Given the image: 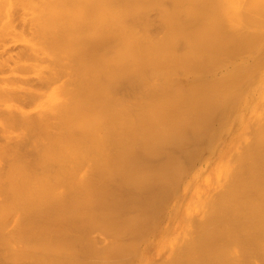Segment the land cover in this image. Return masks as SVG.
Masks as SVG:
<instances>
[{
    "label": "bare ground",
    "instance_id": "bare-ground-1",
    "mask_svg": "<svg viewBox=\"0 0 264 264\" xmlns=\"http://www.w3.org/2000/svg\"><path fill=\"white\" fill-rule=\"evenodd\" d=\"M33 1L16 17L45 43L47 108L25 119L33 172L1 171L0 264L131 262L120 238L181 207L208 159L224 187L172 264H264V0ZM240 107L254 112L223 133Z\"/></svg>",
    "mask_w": 264,
    "mask_h": 264
},
{
    "label": "rangeland",
    "instance_id": "rangeland-1",
    "mask_svg": "<svg viewBox=\"0 0 264 264\" xmlns=\"http://www.w3.org/2000/svg\"><path fill=\"white\" fill-rule=\"evenodd\" d=\"M4 1H6V0H4ZM15 0H7L6 2H3L2 0H0V12L2 11L3 12V14L2 15H0V19H1V21H0V35H1V37H0V134L2 133L4 136L6 135V134H8L9 135V137H4L3 138V135H0V141L2 140V139H4V140H2V142H0V147L2 148V149H0L2 152H4L3 150H5V152L8 150V147H11V149L13 148V147H15V149H16V147L17 148H19V149H21L20 150V152H19V149L16 151V150H14V148L12 149V154L9 156V157H7L6 159H5V157H6V155L9 153L10 154V152H11V149L9 150V152L7 153L6 152V155L4 156V154H5V152L2 154V152L0 153L1 155V157H0V175L2 174V172H3V170L4 169H7V170H4V172L6 173L8 170H9V168L11 169L12 167H10V165H13L14 163L16 164V163H18V162H16V161H14V160H16V159H18L19 158V160H21V158L20 157H22V158H25L24 159V161L26 162V164L27 165H30V166H28L29 168H27V172H29V174L30 173H32L33 172V170H34V168L31 166V162H33V160L36 158V154H37V152H36V150H34V152H33V149H34V146H33V143L31 144V143H29L30 141L27 139V137L29 136L30 137V132H31V130H33L34 129V125H33V122H31L33 119H35V118H37V114H38V116H39V114L40 115H42V114H44V112H45V110H46V108H47V106H46V104L47 103H45V101H47L46 100V96H47V92H48V85H47V82H45L44 80L42 81V78L44 77V76H46V69H47V57H46V49H45V47L46 46H44L45 45V43H43V41H42V39L40 40V42L38 41V43H36V39H32V37L34 38V36H32V34L31 33H33L34 31L32 30V29H30V27H32V26H30L31 24V22L29 23V25L27 24V23H25V21L23 22V23H25L26 25H28V26H30V27H27V26H25V24L23 25L22 24V20L21 19H17L18 17L20 18V16L21 15H24V17L27 19V21H29L30 20V14H31V12H32V7H33V4L32 3H34V1L32 2L31 0V2H30V4L29 3H27L28 4V7L27 6H24V7H20L21 5H19L20 3H17L18 2V0H17V2H14ZM8 2V3H7ZM240 2H241V0H240ZM243 2V1H242ZM2 3V4H1ZM3 3H4V8L3 7H1L2 5H3ZM13 3H14V5H13ZM16 4L18 5V6H16ZM32 4V5H31ZM25 5V4H24ZM35 5V4H34ZM14 6V7H13ZM31 6V7H30ZM16 7V8H15ZM27 7V8H26ZM3 10H2V9ZM9 8V9H8ZM18 8V9H17ZM21 8H25V10L23 9L22 11H21ZM13 9V10H12ZM8 10H11V11H8ZM16 10H19V12L21 13H19L18 11H16ZM5 11V12H4ZM25 11V12H24ZM1 12V13H2ZM12 12H15L16 14H18V15H15V13H12ZM18 12V13H17ZM27 12V13H26ZM0 13V14H1ZM10 13H12L11 15H10ZM2 16V17H1ZM16 16H18V17H16ZM10 17V18H9ZM11 17H13V19L11 20ZM22 17V16H21ZM29 18V19H28ZM10 19V20H9ZM4 20H5V22H4ZM8 20V21H7ZM14 20H15V22L17 21V23H18V21L20 22V24L18 23V26L21 28H19L16 24L17 23H14ZM10 21V22H9ZM6 22H9V23H11L13 26H11V24H10V26L13 28H11L9 25H7V23ZM6 24V26L4 25V24ZM14 23V24H13ZM21 25V26H20ZM2 26H4V28L2 27ZM8 26V27H7ZM16 28H15V27ZM28 29H27V28ZM1 28H3V29H5L4 31H3V29H2V32H1ZM8 28V29H7ZM11 28V29H10ZM18 29V30H17ZM25 29H26V31H25ZM23 30H24V32H23ZM29 30V31H28ZM5 31H7V33L5 34ZM12 31H14V32H12ZM17 31H19V32H17ZM28 31V32H27ZM31 31H33V32H31ZM29 32H31L30 33V35L32 36H30L29 35ZM35 33V32H34ZM20 34H22V35H20ZM3 35V36H2ZM26 35V36H25ZM28 35H29V37L30 38H28ZM34 35V34H33ZM38 34H37V32H36V36H37ZM20 36H22V37H20ZM35 36V37H36ZM37 38V37H36ZM41 38V37H40ZM39 37H38V39H40ZM41 41H42V43H41ZM27 43V44H26ZM26 44V45H25ZM27 46V47H26ZM29 46L30 47H32V48H29ZM39 46V47H38ZM35 47V49H37V50H35V49H33ZM38 48H40V49H38ZM30 51V52H28V51ZM22 51V52H21ZM26 51V52H25ZM41 51V52H40ZM43 51V52H42ZM4 54V56H2L3 54ZM8 53H10V54H8ZM18 53V54H17ZM37 53V54H36ZM16 54V55H15ZM21 54V55H20ZM23 54V55H22ZM5 55H6V57H5ZM17 55H19L18 57H17ZM35 55V56H34ZM37 55L39 56V58L37 57ZM9 56H11V59H12V57H13V59H12V61H9V60H11L10 58H9ZM44 56V57H43ZM23 57V58H22ZM35 57V58H34ZM2 58V59H1ZM41 58L43 59V60H45V61H42V62H40V60H41ZM4 59H7L6 61L4 60ZM14 59H15V61H14ZM37 59V60H36ZM39 59V60H38ZM2 60H4L5 62H6V64H5V62L4 61H2ZM18 60V61H17ZM3 63H2V62ZM35 63H36V65H35ZM8 64V65H7ZM22 64V65H21ZM23 64H25L24 66H23ZM46 65V66H45ZM42 69V70H41ZM44 72V73H43ZM41 76V77H40ZM43 76V77H42ZM183 77H188L187 75H185V74H183L182 75ZM39 78V79H38ZM24 79V80H23ZM41 79V80H40ZM45 79V78H44ZM19 80V81H18ZM22 80V82H20ZM45 82V83H44ZM45 84V85H44ZM2 87V88H1ZM16 87V88H15ZM5 88H7V90L5 89ZM1 89H5L4 91L3 90H1ZM14 89V90H13ZM9 90V91H8ZM12 90V91H11ZM11 91V92H10ZM14 91V92H13ZM20 91L23 93L24 91V93H26V92H28L27 93V95L25 94H22V93H20ZM34 91H36V92H34ZM2 92H5V93H2ZM31 92V93H30ZM39 92H40V95H39ZM32 93H34V95L36 96V97H34V95L32 94ZM36 93H37V95H36ZM41 93H43V94H41ZM244 93H253V92H244ZM4 94V95H3ZM12 94V95H11ZM14 94V95H13ZM22 95H24V96H22ZM33 95V96H32ZM21 96H22V98H21ZM27 96H28V99H27ZM31 96V97H30ZM19 97V98H18ZM17 98V99H16ZM21 98V99H20ZM26 98V99H25ZM23 99V101H21ZM18 100V101H17ZM20 100V101H19ZM26 101V102H25ZM22 104V105H21ZM24 105V106H23ZM44 108V109H43ZM43 109V110H42ZM248 110V112H246ZM43 111V112H42ZM235 111V110H234ZM238 114H237V113ZM254 112V109L253 108H249V109H244V108H242V107H240V108H238L237 109V111H235V114L233 115L232 114V116H231V113L230 114H228V116H231V117H229V118H232L233 117V119H232V121L230 122V124L229 125H227V126H225V129H224V131H223V133L225 132V131H227V129H230V127L232 128H236L237 126V124L240 122V120H241V118H245L246 117V115L249 113L250 115H252V113ZM13 113V114H12ZM21 113V114H20ZM28 113H30V115L28 114ZM232 113H234V112H232ZM8 114V116H6ZM12 114V115H11ZM26 114V115H25ZM244 114H246L245 115V117H244ZM9 115H11L10 116V118H11V120H10V123H11V125H10V123L8 124V122H9V120L8 119H10L9 118ZM14 115V116H13ZM16 115H18V116H16ZM23 115V116H22ZM28 115V116H27ZM236 115V116H235ZM239 115V117H237ZM235 116V117H234ZM16 117V118H15ZM26 117L30 120L31 118V121L29 122V120H27V121H25V119H26ZM30 117V118H29ZM6 118H8V119H6ZM18 118H20V120L18 119ZM21 118H23L24 120V122L23 121H21L22 119ZM236 118V119H235ZM16 119H18V120H16ZM6 120H8V121H6ZM16 120V121H15ZM5 121V122H4ZM14 124H13V123ZM23 122V123H22ZM233 122H235V124L233 123ZM254 122V120H252L251 122H250V124L249 125H251L252 123ZM15 123H17V124H15ZM29 123V124H28ZM32 123V124H31ZM23 124V125H22ZM25 124H28L29 125V127L27 126V125H25ZM13 125V126H12ZM22 127H21V126ZM234 125V126H233ZM253 125H254V123H253ZM252 126V125H251ZM15 127V128H14ZM19 127V128H18ZM18 128V129H17ZM6 129V130H5ZM8 129V130H7ZM16 129V130H15ZM29 129H30V131H29ZM250 129V128H249ZM28 131H29V133H28ZM19 132V133H18ZM22 132V133H21ZM26 133L27 135L25 136V134L24 133ZM247 132V131H246ZM227 132H225V134H226ZM17 134V135H16ZM11 135H13V136H11ZM22 136V137H21ZM250 136V135H249ZM10 138V140H8ZM12 138H14V140L12 139ZM17 140H16V139ZM21 138H23V139H21ZM224 138H226V137H224ZM7 140H8V142H7ZM22 140H28L27 142H28V144L26 143V144H24V143H22V142H20V141H22ZM243 140H246V138H244ZM16 142V143H13V142ZM4 142H6L7 143V145H3L2 143H4ZM18 142H20V143H18ZM10 143H12L11 145H8V144H10ZM1 144H2V146H1ZM13 144H15V145H17V146H15V145H13ZM31 146H30V145ZM19 145H20V147H19ZM21 146H23V148L21 147ZM26 146H28L27 148H26ZM30 146V147H29ZM7 147V148H6ZM26 148V149H25ZM23 149V150H22ZM32 149V150H31ZM14 151H16V152H14ZM21 153V154H19V153ZM22 152H24V153H22ZM18 153V154H17ZM36 153V154H35ZM22 155V156H21ZM28 155V156H27ZM4 156V157H3ZM8 156V155H7ZM12 157V158H11ZM17 157V158H16ZM29 157H31V158H29ZM4 160H3V159ZM10 160H9V159ZM214 159L215 160H217V156L216 157H214ZM8 160V161H7ZM19 160H17V161H19ZM12 161V162H11ZM4 162H5V165H4ZM208 162V163H207ZM214 160L212 161V160H207L206 162H203L202 164H200V165H197V167H195L194 169H193V184H192V186L191 185H189L188 186V189H189V191H188V193H186L185 195L187 196H185V195H181L180 196V194H179V192H178V195L181 197H179L178 199H180V202H182L181 203V207H176L177 208V210L176 211H174V213L172 214V212L171 213H169L170 215H172V216H170V218H171V220H168V218H167V216L169 215H167L166 216V218H165V220L164 219H161V213L163 212L162 210H164V209H166V208H168V206L166 207V208H160V210H158V209H156L155 210V212H156V214H157V210H158V212L160 213H158L157 214V216H156V214H155V212L153 213V215L151 214V216L152 217H150V218H148L150 221H151V225L153 226H151L150 225V223H149V225L150 226H148V225H146L145 223H147V222H150L148 219H147V217H146V220L144 219V221H143V223L146 225V226H148L147 227V229H145L146 230V232L147 231H149V234H148V232L147 233H145V231H141V232H144L145 233V238L143 237V235L142 236H140V234H141V232H140V234H139V238H138V240L140 239V237H143V239L139 242V241H137V240H135L136 239V237L135 236H137V235H135L134 236V240H132L133 239V236H131V235H125V236H123V238H120V240H122V242L124 243V249L125 250H129L128 249V247H127V249H126V243L128 242V243H130V245L133 247V248H131V247H129L131 250H132V253L134 252L135 254L137 253V254H140L139 256H137V254L135 255L134 253L133 254H129L130 253V251L128 252V254L131 256H129L128 254L126 255L125 253L127 252H123L122 254H125V257H123L122 255L118 258V259H123V261H124V259H126L127 260V258H132V259H130L131 260V262H126V261H124V263L125 264H162V263H164V264H172V262L171 261H173V259L175 258V257H177V255H178V253H180L181 252V246H180V248H179V246H178V244H185V242H186V244H187V241H189V240H191V238L194 236V230H193V226H195V225H199V223H200V220H202L203 218H204V212L203 211H205V209L207 208L206 206L208 205V203H209V201H210V199H211V197H212V194H213V192H215V190H217V189H219V188H222V187H224V182H225V172L224 171H222V168H221V166H219V165H214ZM9 164V165H8ZM206 166H205V165ZM208 164L210 165V166H208ZM212 164V165H211ZM8 166V167H7ZM201 168H200V167ZM208 166V167H207ZM4 167V168H3ZM6 167V168H5ZM199 167V168H198ZM2 168V169H1ZM205 168V169H204ZM197 169V170H196ZM13 170H14V168H13ZM2 171V172H1ZM201 171V172H200ZM10 172V171H9ZM199 173V174H198ZM202 173H203V175H202ZM199 177V178H198ZM222 178V179H221ZM198 179V180H197ZM219 179H221V181L219 180ZM186 180V179H185ZM223 182V183H222ZM223 185V186H222ZM196 186H197V188H196ZM190 187H191V189H190ZM196 188V189H195ZM181 189V188H180ZM215 189V190H214ZM223 189V188H222ZM222 189H219V191L218 192H220V191H222ZM214 190V191H213ZM217 192V191H216ZM215 192V193H216ZM217 192V193H218ZM215 193L213 194L214 196H216L217 195V193H216V195H215ZM200 195H203V196H200ZM185 198V199H184ZM213 198V197H212ZM208 199V200H207ZM204 202V203H203ZM172 203L173 202H170V204H169V206L171 207L172 206ZM202 204V205H201ZM204 207V208H203ZM201 213H202V215H201ZM185 215V216H184ZM159 216H160V219H159ZM188 216V217H187ZM201 216V217H200ZM156 217V218H155ZM190 218V219H188V221H187V218ZM200 217V218H199ZM154 218L156 219V222H154V221H152V219L154 220ZM185 218V219H184ZM197 220H199L198 222H196ZM152 222H154V223H160L159 224V226L157 227V225L156 224H154V223H152ZM189 222V223H188ZM191 222H192V225L193 226H191V225H189V224H191ZM144 224H142V226L144 227ZM188 224V225H187ZM141 226V227H142ZM172 226V227H171ZM151 227V228H150ZM186 227V228H185ZM150 228V229H149ZM188 228V229H187ZM190 228V229H189ZM156 229V230H155ZM185 229V230H184ZM143 230V229H142ZM193 231V232H192ZM151 232V233H150ZM155 232H156V234H155ZM164 232H166V234L164 233ZM181 232H183V233H181ZM193 234H192V233ZM163 233V234H162ZM188 233V234H187ZM147 234V235H146ZM182 234H186L185 236L184 235H182ZM181 236V238L179 237V236ZM189 235V236H188ZM128 236V238H129V236H131L130 237V239H126L125 237H127ZM147 236H148V239H146L147 238ZM177 236H178V238H177ZM100 237H103V235L102 236H100ZM138 237V236H137ZM180 238V239H179ZM126 240V243H125V240ZM166 239V240H165ZM183 239V240H182ZM186 241H185V240ZM119 240V241H120ZM129 240V241H128ZM133 241V243L131 242V241ZM180 240H181V242H180ZM149 241H151L150 243H149ZM185 241V242H184ZM136 244V245H132V244ZM138 244V245H137ZM184 244H183V246H184ZM130 245H128V246H130ZM140 245V246H139ZM177 245V246H176ZM149 248H148V247ZM182 246V247H183ZM139 248V250H138V248ZM179 248L180 249V251L179 250H177L176 249V251H177V253L175 252V248ZM135 248V249H134ZM124 250V251H125ZM133 250H135V251H133ZM140 251V252H139ZM171 251H172V253H171ZM175 253V254H174ZM177 254V255H176ZM175 255V256H174ZM127 256H129V257H127ZM132 256H135L134 258L132 257ZM180 256V255H179ZM177 257V258H180V257ZM121 257H123V258H121ZM127 257V258H126ZM167 257H168V259H167ZM170 257V258H169ZM171 258H173V259H171ZM117 259V258H116ZM114 260V261H121V260ZM163 259H165L164 260V262H163ZM129 260V259H128ZM129 260V261H130ZM113 261V262H114ZM122 261V262H123ZM118 262H116V263H114V264H117ZM119 264V263H118ZM121 264V263H120Z\"/></svg>",
    "mask_w": 264,
    "mask_h": 264
}]
</instances>
